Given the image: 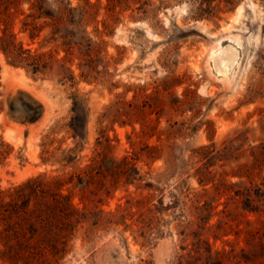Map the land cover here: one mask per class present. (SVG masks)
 <instances>
[{
  "label": "rangeland",
  "instance_id": "rangeland-1",
  "mask_svg": "<svg viewBox=\"0 0 264 264\" xmlns=\"http://www.w3.org/2000/svg\"><path fill=\"white\" fill-rule=\"evenodd\" d=\"M88 2L89 42L66 59L48 28L12 20L45 68L0 52V191L64 183L56 264H264V0L211 18L184 0L145 18L134 0ZM34 250L0 247V264H43Z\"/></svg>",
  "mask_w": 264,
  "mask_h": 264
},
{
  "label": "trees",
  "instance_id": "trees-1",
  "mask_svg": "<svg viewBox=\"0 0 264 264\" xmlns=\"http://www.w3.org/2000/svg\"><path fill=\"white\" fill-rule=\"evenodd\" d=\"M106 1L113 4L119 0ZM134 1L141 17L151 13V0ZM184 1L195 5L196 17L211 18L224 10L230 11L242 0ZM23 5L25 11L21 9ZM92 7L88 0H77L76 6H71L70 0H0V52L8 64L28 67L32 74L41 73L45 68L44 55L22 50L11 31L12 20L21 16L19 30L27 33L29 38L35 37L42 28H48L46 41L58 43L57 47H62L66 59L74 47L81 53L85 43L89 42L80 27L95 18ZM66 70L70 74L68 67ZM29 119H33L32 114ZM63 184L57 177L42 175L0 191V247H36L33 254L41 258L43 264H56L55 260L48 261L46 256L53 258L55 253L52 251L57 252L56 247H66L70 236L58 228L67 225L62 221L72 211L68 198L61 194ZM59 201H64L65 207H60Z\"/></svg>",
  "mask_w": 264,
  "mask_h": 264
},
{
  "label": "bare ground",
  "instance_id": "bare-ground-1",
  "mask_svg": "<svg viewBox=\"0 0 264 264\" xmlns=\"http://www.w3.org/2000/svg\"><path fill=\"white\" fill-rule=\"evenodd\" d=\"M232 49H230L229 48V51H231ZM233 54H235L236 55V53H234L233 51H231ZM219 53V52H218ZM220 53H221V51H220ZM232 54V55H233ZM224 55V54H223ZM226 55H227V53H226ZM230 55H231V53H230ZM217 56H219V54H217L214 58L215 59H217V62H218V67H219V72H221L222 73V75L224 76L225 75V73H226V70H227V62L225 61L226 60V58H225V60H223V61H221L220 59V57H217ZM228 56V55H227ZM211 57V56H210ZM230 57V56H229ZM234 58V57H233ZM228 59V58H227ZM218 60H220V61H218ZM235 61H236V59H235ZM230 65H231V62H230ZM229 65V66H230ZM232 65H234V64H232ZM231 67V66H230ZM218 69V68H217ZM228 69H229V67H228ZM231 71V70H230ZM227 76V75H226Z\"/></svg>",
  "mask_w": 264,
  "mask_h": 264
}]
</instances>
